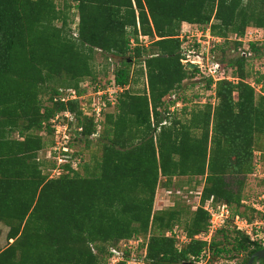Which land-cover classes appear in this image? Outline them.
<instances>
[{"label":"trees","instance_id":"1","mask_svg":"<svg viewBox=\"0 0 264 264\" xmlns=\"http://www.w3.org/2000/svg\"><path fill=\"white\" fill-rule=\"evenodd\" d=\"M57 1L0 0V222L8 228L0 264H107L110 244L138 235H149L150 264H182L207 251L212 259L229 260L244 252L236 264H246L262 246L243 231L228 223L216 232L227 241L234 234L230 248L213 237L196 239L208 229L202 207L193 210L177 199L168 209L154 210L153 203L160 176L166 187L174 177H201L202 203L213 197L254 218L256 210L242 200L255 151L264 159L256 149V138L264 135V93L257 95L244 80L249 58L220 59L236 67L238 80L215 82L214 104L185 107L170 117L165 97L198 71L180 60L182 22L209 26L225 39L242 37L249 26L264 30V0H59L62 7ZM140 34L151 38L148 46L140 43ZM241 43L236 40L235 47ZM249 45L253 57L264 55L262 46ZM97 52L106 61L109 55L117 60L118 84L145 75L146 87L125 90L94 138L93 119L77 100L53 98L60 88L81 94L84 79H100ZM204 83L210 89L212 80ZM63 111L72 112L76 127H82L75 139L84 145L96 141L100 156L94 164L80 162L82 173L62 164L66 172L50 177L56 164L48 162L44 171L47 162L38 153L53 144L50 119ZM179 225L191 238L181 249L166 235Z\"/></svg>","mask_w":264,"mask_h":264},{"label":"built area","instance_id":"2","mask_svg":"<svg viewBox=\"0 0 264 264\" xmlns=\"http://www.w3.org/2000/svg\"><path fill=\"white\" fill-rule=\"evenodd\" d=\"M73 34L75 36L77 35L76 32ZM177 37L180 40L181 62L184 66L187 62L197 64L196 69L198 71L194 76L196 79L200 81L211 79V88H214L215 82L220 80H229L232 82L238 80V77L232 73L236 67L231 68L223 65L215 53L217 46L225 38L213 35L209 26L182 22ZM234 38L243 42V45L237 47L236 55L248 58L253 57L254 53L249 43L255 42L256 40L251 36V33H245L243 38L234 35ZM139 41L145 45L148 43L149 38L145 35H139ZM130 43L132 46L135 44L132 39ZM108 61L111 63L112 68L107 78L97 81L87 80L80 83V87L84 89V92L81 94L74 88H60L53 98L54 101L60 102L77 100L81 111L85 116L93 119L95 127L102 126L105 113L115 107L119 95L125 89L124 85L118 84L115 81V58L109 55ZM251 84L254 86L253 82ZM175 105L178 106L179 103H175ZM75 120L74 114L69 111L57 112L50 119L51 126L54 129L53 144L49 148L42 150V157L44 159H56V166L49 171L50 177H56L66 172L61 166L70 161L68 160L71 158L69 153H73L70 143L75 139L74 132H80L82 130V127H76ZM93 135L96 136V132L92 134V137ZM77 168L73 169L77 170ZM254 168V171L248 177H258L259 180L264 181V159L260 152H255L254 154ZM201 195L202 189L194 190L188 189V187H165L162 189V195L160 197L156 193L154 210H159L166 206L172 207L177 199H183L193 210L202 207L209 216L207 231L196 234L194 238L209 242L219 229L230 223L232 227L246 233L250 237V240L256 241L264 247V190H261L257 194L256 199L242 201L256 210L252 220H249L248 217L242 216L239 213H234L228 203L216 202L213 197L206 199L202 203ZM175 197L177 199H174ZM166 235L175 238L178 249H181L191 239L185 231L177 226L171 231L166 232ZM148 237L149 235L147 237L138 235L132 236L131 238H122L113 242L108 247L107 264H119L120 262H125L126 264H150L146 256ZM199 259L196 260L192 257L188 261L196 263Z\"/></svg>","mask_w":264,"mask_h":264},{"label":"rangeland","instance_id":"3","mask_svg":"<svg viewBox=\"0 0 264 264\" xmlns=\"http://www.w3.org/2000/svg\"><path fill=\"white\" fill-rule=\"evenodd\" d=\"M57 3L59 7H62V2L58 0ZM70 15L74 18V21H75L71 24V27L75 28L77 16H76V10L74 8L70 10ZM250 28H253L254 30ZM245 33L247 34L251 33V36L256 41L261 40L257 43V46L258 47L262 46L263 49L261 52L264 53V30L262 28H256V27L249 26L246 28ZM243 37L244 36H242L241 38ZM235 41L236 39L234 38V35H229L228 38H226L222 43H220L215 50L217 58L224 60L223 62H226L228 58L237 54L238 46L235 47L236 46ZM241 45H243V42L241 43ZM245 45H247V43H245ZM94 62H95V67L98 71V75L96 78H100V79L107 78L112 68L111 63H109L108 60L106 61V59H104V55L100 52H97L95 54ZM105 64L107 65L105 66ZM132 68L135 69L137 68V66L133 65ZM245 68H246L247 77H245L244 80L249 83H252V82L254 83V87H255L254 89L257 95L263 94L264 93V82H262V86L259 88L256 80L260 78L261 76H264V55L263 56L260 55L259 57L254 56V57L247 59V64ZM104 71H106V74H104ZM134 78H136L137 80L131 83V89L135 91L143 90L144 88L143 77L138 76ZM191 79L195 80L194 77L187 78L184 80V82L187 83V87H185L186 89L182 91L183 93H181V95H184V98L187 101V106H186L187 110L191 108H195V107H200L206 102H210V103L217 102L215 94L210 93V91L208 90L204 82L197 83L196 81H192ZM190 82H193V84L194 83L195 84L188 86ZM46 99H47V96H43L44 103L48 104ZM176 115H180V111H177ZM104 120L105 119L103 118V121ZM102 129H103V126L101 125L96 127V136L93 135V137L97 138L101 134ZM41 134H44V131H41ZM45 138L49 139L50 137L46 135ZM70 146H71L73 153H69L71 158L68 159L70 160L68 163L73 168L78 167L77 169L81 173L83 171L80 168L79 161L81 162V164L83 162L94 164L95 159L99 158L100 156V145L96 143V141L90 142L89 145H84L83 143H79L77 139H74V141L70 143ZM256 149L262 150V152H264V135H259L256 138ZM42 154H43V151H39L38 156H39V160L43 159L45 162H47V164H44L42 166V169L46 171V169L48 168V166L46 165H49L48 162L55 163L56 159H51V158L44 159L42 157ZM68 163H65V164H68ZM47 170L49 171V169ZM202 184H203V178L201 177H195L189 181L183 178V179L174 180L171 187L172 188L173 187H180V188H183V187L196 188L197 187L198 189V188H201ZM159 186H160L159 187V197H160L162 195V188L165 187L164 179H161V181L159 182ZM261 190H264V181L259 180L258 177H255V178L247 177L246 178L245 187L243 191V194H245L246 199L248 200L256 199L257 194H259ZM179 228L183 229L182 225H179ZM228 229L231 230L232 228L229 226ZM0 230H1L0 248H4L8 243V240L6 239V233H7L8 228L2 222H0ZM229 235H230L229 241L224 240L223 234L219 232L214 234L212 237L215 238V240L221 241L222 243L224 242L226 246L230 248L232 246V240H233L234 234L232 232H229ZM9 242H11V240ZM244 257H245V253L242 252L240 255L239 254L235 255V257L232 260L226 259L224 255H221L215 258L213 257L212 259L211 252L207 251L205 254L201 256V258L198 260V262H196V264H234V263H237L243 260Z\"/></svg>","mask_w":264,"mask_h":264},{"label":"crops","instance_id":"4","mask_svg":"<svg viewBox=\"0 0 264 264\" xmlns=\"http://www.w3.org/2000/svg\"><path fill=\"white\" fill-rule=\"evenodd\" d=\"M77 20H78V18H77ZM185 23H188V22H185ZM250 29H253V28H250ZM254 30V29H253ZM141 35V34H140ZM145 36H147V35H145ZM148 37V36H147ZM149 38V37H148ZM157 38V37H156ZM259 41H261V40H258V41H255L256 42V44L259 42ZM151 42V38H149V41H148V43L147 44H145L144 46H148L149 45V43ZM260 43H262V42H260ZM262 45V44H261ZM115 61H116V63H117V60L115 59ZM133 67V66H132ZM186 68V67H185ZM133 69V68H132ZM143 77V81H144V88L146 87V76L145 75H143L142 76ZM194 79L195 80H192V81H196L197 83H200V82H204V81H200V80H198V79H196L195 77H194ZM87 80H90V78H86V79H84L82 82H84V81H87ZM81 82V83H82ZM195 84V83H194ZM193 84V82H190L189 84H188V86H190V85H194ZM251 84V83H250ZM258 84V86H259V88L262 86V82H258L257 83ZM252 85V84H251ZM125 86V89L123 90V92L125 91V90H128V89H131V84L130 85H124ZM253 86V85H252ZM185 87H187V83H185L184 81H183V84H182V87L181 88H179V89H177V90H175V91H173L170 95H168V96H166L165 97V102H166V104H167V106H168V110H169V112L167 113V116H172L173 114H175V113H177V111H182V108H185L186 106H187V101H186V99L184 98V95H181V93H183L182 91H184L186 88ZM132 90V89H131ZM209 91H210V93H212V94H214V88H211L210 87V89H208ZM133 91H135V90H133ZM122 92V93H123ZM122 93L119 95V97L122 95ZM118 102V101H117ZM175 103H179V105L178 106H176L175 105ZM213 104H214V102H213ZM116 106V105H115ZM180 107V108H179ZM115 109V107L112 109V110H110V111H113ZM166 123H168L166 120H164L163 121V123L162 124H166ZM255 152H258V151H255ZM255 154V153H254ZM187 179L188 180V178L186 177V176H182V177H174L173 178V181L174 180H176V179ZM161 179H164V181H166V178L165 177H163V176H160L159 177V181H158V184H157V188H156V190H155V196H154V201L156 200V193L157 194H159V182L161 181ZM166 187V186H165ZM164 187V188H165ZM202 187H203V184L201 185V188H198V189H202ZM173 188H179V187H173ZM163 189V188H162ZM188 189H194V190H196L197 189V187L196 188H189L188 187ZM159 198V197H158ZM174 199H177L176 197L174 198ZM243 200H246V197L243 199ZM242 200V201H243ZM155 207V203H153V208ZM168 208H170V206L169 207H165V208H162V209H168ZM155 209V208H154ZM161 209V210H162ZM160 210V209H159Z\"/></svg>","mask_w":264,"mask_h":264},{"label":"water","instance_id":"5","mask_svg":"<svg viewBox=\"0 0 264 264\" xmlns=\"http://www.w3.org/2000/svg\"><path fill=\"white\" fill-rule=\"evenodd\" d=\"M185 66H186L187 69L192 70V71H194L197 68V64L190 63V62H187ZM255 259H262L264 261V247H262V248L256 250L255 252H253L249 256L248 261H247L246 264H253ZM182 264H196V263L193 262V261H188L187 260V261H184Z\"/></svg>","mask_w":264,"mask_h":264},{"label":"flooded vegetation","instance_id":"6","mask_svg":"<svg viewBox=\"0 0 264 264\" xmlns=\"http://www.w3.org/2000/svg\"><path fill=\"white\" fill-rule=\"evenodd\" d=\"M263 263H264V261L262 259H255L253 262V264H263ZM234 264H236V263H234Z\"/></svg>","mask_w":264,"mask_h":264}]
</instances>
